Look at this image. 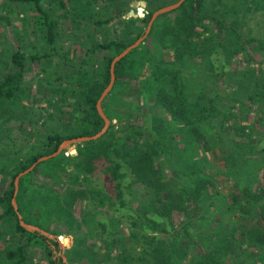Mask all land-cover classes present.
<instances>
[{"label": "trees", "instance_id": "16d2710c", "mask_svg": "<svg viewBox=\"0 0 264 264\" xmlns=\"http://www.w3.org/2000/svg\"><path fill=\"white\" fill-rule=\"evenodd\" d=\"M131 1L70 7L69 0H5L0 7V22L19 25L13 41L1 33L10 51L0 48V151L11 147L7 120H19L29 139L42 127L38 143L0 166V264H57V240L19 224L14 177L63 139L102 127L95 103L112 57L142 34L155 9L176 0H144L143 15L125 17ZM250 1L236 0L231 18L223 0H184L159 14L143 41L115 62L102 101L106 131L20 176L15 198L23 219L75 242L97 235L100 243L86 244L97 251L92 264H264V68L253 64L256 54L264 60V23L255 35ZM59 18L71 32L60 31ZM115 20L114 37L77 30ZM36 63L42 75L34 82L26 76ZM134 86L151 95L153 129L130 116L146 106L124 94ZM173 171L182 179L167 181ZM115 219L125 221L124 231Z\"/></svg>", "mask_w": 264, "mask_h": 264}, {"label": "rangeland", "instance_id": "374dc122", "mask_svg": "<svg viewBox=\"0 0 264 264\" xmlns=\"http://www.w3.org/2000/svg\"><path fill=\"white\" fill-rule=\"evenodd\" d=\"M83 2V0H69V6H74L76 2ZM221 1L222 0H213V2L216 4V6H218L219 4H221ZM236 0H223V3L224 5H228L229 4V9L228 10V14L226 15L227 17L231 18L233 15V12L231 11L232 9H236L237 8V4L235 3ZM5 3V0H0V7H2ZM250 4H251V8L253 9L254 11V17H252V19H256V34H260V35H263L262 32L258 29L259 26H261L262 23H264V19L261 20V18L264 17V0H252L250 1ZM246 4H243L241 7V11L244 10V8L246 7L245 6ZM70 6V7H71ZM131 7V4L129 3L128 5H126L124 7V15L125 17H128L130 16L129 15V9ZM139 5H137L135 8H134V15L135 14H140L143 12L144 14V10H140L138 9ZM220 7V6H219ZM109 13L111 14L112 12L115 11V7L111 6L109 8ZM248 10V8H246ZM250 9V8H249ZM5 11V10H4ZM240 11V10H239ZM14 13H12L13 15ZM231 14V15H230ZM142 15V14H140ZM263 15V17H262ZM58 20H60L59 22V28H60V31H62L63 33H66L68 30L66 29V26H65V21L63 18H59ZM88 21H91V19H88ZM253 24H251V26L255 27V23L252 22ZM112 26H117V21H113L112 23H110L109 25H105L103 26L100 30H102L100 32V30H98V28H94L91 24L88 23L85 24V23H82L80 25V28L77 29L79 31H83V32H86V31H92L93 30V33H94V36L96 37H101L100 33H103L104 35L106 36H109V37H114L116 35L117 32H114L112 31ZM262 28V26H261ZM19 29V25H18V20H14L11 24H5V23H2L0 22V48H2L3 46V49L4 51L3 52H8L10 51L9 50V47H8V43L4 44L3 41L2 42V37H1V33H3L5 36H6V41L9 40V41H13L15 40V33L17 32L16 30ZM117 29H120V27L118 26ZM68 32H71V31H68ZM35 42V41H33ZM68 43V42H67ZM72 43H77V42H72ZM79 43V42H78ZM4 44V45H3ZM262 59V56L259 55V54H256V62H254V66L255 68L257 69H260V67L264 68V60L262 62H260L259 60ZM34 65V70L33 71H30L28 73V75L26 76V78H29L30 76H34V82L35 81H38L40 80V75H42V73L40 72L39 70V64H33ZM30 75V76H29ZM40 76V77H39ZM227 77H225L226 79ZM227 83V84H226ZM225 85H226V89H228V86H229V82L226 81L225 82ZM128 91H125L124 94H132L134 93L135 95H138L139 98L141 100H143L145 103H146V106L144 108V111L143 113H138L136 115H130V116H133V117H140L138 118L139 121L141 119L140 122H138L139 124H141L142 126L145 127L146 130H150V129H153V126H152V123L153 122V119L151 117V111H149V108L148 106H150L151 104V100H150V93L149 91L146 89V87L144 86H138V87H131L130 89H127ZM136 98L132 96V99H127L128 101H134L132 103H135V100ZM148 103V104H147ZM39 105V104H38ZM45 105V100H42L40 102V105L39 106H42L44 107ZM51 110L53 108H50ZM49 109V110H50ZM41 113H42V116L41 118L39 119L38 123L41 122L44 117L46 116V110L45 108H42L41 110ZM164 118H167V115H163ZM251 120V117H248L246 118V120H244L243 122H248ZM113 121H115V119H113ZM243 122L241 124H243ZM136 123V122H135ZM5 126H8L9 128V132H10V140L12 141L11 142V147L7 148V149H3L2 151H0V166H3L5 164H12L14 163L18 157H19V154L20 152H22L23 150L27 149L28 146L32 145V144H35V143H38V135L40 134L36 129L37 128H42L39 124V126L37 127H34V133L32 136H30L31 139H29L28 137V134L27 132L23 131V126L20 125V122L19 120H15V119H11V120H7L5 123H4ZM25 127V130L26 128L29 129L30 126H24ZM167 130V129H166ZM165 130V131H166ZM164 132V131H163ZM172 133H175V131L171 130ZM169 132V133H171ZM168 134V133H167ZM194 137H196L194 135ZM75 144L76 143H70L68 144L67 146H65L64 148L62 149H66L65 153L67 152H71V148L72 147H75ZM169 145L167 142H166V146ZM20 149V150H19ZM191 152H193V150L191 149ZM8 153V154H7ZM183 155V154H182ZM189 163L191 164V159H190V153H186L185 156H182V159H181V166L187 168L189 166ZM220 168V167H219ZM222 169V168H220ZM169 172V171H168ZM181 173L179 171H173V172H170V178L167 179V181H171V179L173 178V176H177L179 177L180 179H182V177L180 176ZM222 182L219 183V185H221ZM227 183H230L229 180H227ZM189 184H192V182L189 181ZM134 187H137L134 186ZM142 187V185L140 184V186L137 187V189L139 190L140 188ZM142 189V188H141ZM210 189H213V187H210ZM228 189V188H226ZM214 190V189H213ZM192 191H193V188H192ZM194 194V193H192ZM144 194L138 192V196H143ZM161 195V194H160ZM134 201V200H133ZM136 201V199H135ZM17 202V201H16ZM36 204V203H35ZM34 204V205H35ZM18 205V203H17ZM200 210L203 211V208H202V204L200 205ZM18 208V207H17ZM33 210L36 212V210H39V205L37 206H34ZM119 212H121V208H119L118 210ZM39 214L42 216L43 213L39 212ZM114 214H118V213H114ZM78 217L80 218V216L78 215ZM96 217H100V213L98 212L96 214ZM114 224H116L118 226V229L122 232L124 231L123 229H120V227L123 226V224H126L125 221H121L120 223H118L115 219L114 221ZM124 227V226H123ZM62 228V227H61ZM54 234V233H53ZM87 240H85V237L82 238L81 240L75 242L74 241V238H73V235L72 234H61V235H57L56 237V240H57V246H54V244H51V246H53V257L56 259V262L57 264H66L64 261L63 263H61V254L63 253L65 256H66V261H67V264H92L95 260V256L97 254V251L96 250H91V252L88 251V246L86 245L88 242H91L92 240H94V238L98 239L97 238V235L91 237L90 235L87 236ZM64 238H67V242H65ZM47 239H51L49 237H47ZM95 239V240H96ZM61 243L63 245L62 249L59 248L58 246V243ZM97 243H100V240L98 239L96 241ZM75 244V246H74ZM33 251V250H32ZM37 252V251H36ZM70 256V257H68ZM36 257V256H35ZM35 261H37V263L41 264V260L38 261L37 258H34Z\"/></svg>", "mask_w": 264, "mask_h": 264}, {"label": "water", "instance_id": "95a60500", "mask_svg": "<svg viewBox=\"0 0 264 264\" xmlns=\"http://www.w3.org/2000/svg\"><path fill=\"white\" fill-rule=\"evenodd\" d=\"M183 1L184 0H176V1H173V2H170V3H167L165 5H162L159 8L155 9L152 12L151 16L149 17L148 22H147L142 34L139 35L132 43L128 44L124 49H122L120 52H118L117 54H115L112 57V59L110 61V65H109V72H110L109 81L106 84V86L102 89V91H101L100 95L98 96V98L96 100V103H95L96 109H97L99 115L103 118L102 127L98 131H96L95 133L90 134V135H78V136H73V137H69V138L63 139L59 143V145L57 146V148L54 151H52V152H50L48 154H44V155L39 156L28 167H26L23 170L19 171L15 175V177H14V191H13V196L11 198V202H12V205H13L14 209L16 210L19 224L22 225L25 229H27L29 231H32V232L37 231V232H39L41 234H44L45 236H47L49 238L56 239V237H57V235L47 231L43 227H41V226H39V225H37L35 223L27 222V221H25L23 219L22 214L20 213V211L17 208V202H16V198H15L16 192L18 190V182H19L20 176L25 174V173H27L28 171H30L39 161H42V160H45L47 158H50L52 156L57 155L62 150V148H64L68 144L77 143V142H81V141H84V140H90V139L98 138L100 135H102L106 131V129H107L109 123H110V118L107 116V114L105 113V111L103 109L102 101H103V98L110 91V89L112 88V85L114 83V79H115L114 65H115V62L117 60H119L120 58H122L124 55H126L127 52L130 49H132L133 47L137 46L140 42L143 41L145 36L148 34L153 21L155 20V18L159 14L178 7ZM130 4H131V7L129 9V15H134V8L137 5H139L141 7H145V5H146L144 0H132L130 2ZM140 14L143 15V13H140ZM75 151H76L75 147H72L71 148V152H75ZM58 246H59L60 249H62V247H63V245L60 242L58 243ZM51 247L53 248V246H51ZM61 257H62V261H64L67 264L66 256L63 253L61 254Z\"/></svg>", "mask_w": 264, "mask_h": 264}, {"label": "built area", "instance_id": "2783aa9c", "mask_svg": "<svg viewBox=\"0 0 264 264\" xmlns=\"http://www.w3.org/2000/svg\"><path fill=\"white\" fill-rule=\"evenodd\" d=\"M138 9H139L140 12H141V10H144V7L139 6ZM142 13H143V12H142Z\"/></svg>", "mask_w": 264, "mask_h": 264}]
</instances>
